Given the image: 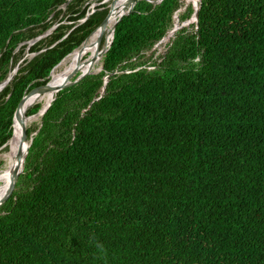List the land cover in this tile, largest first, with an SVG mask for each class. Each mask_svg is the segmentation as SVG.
<instances>
[{
	"label": "trees",
	"instance_id": "obj_1",
	"mask_svg": "<svg viewBox=\"0 0 264 264\" xmlns=\"http://www.w3.org/2000/svg\"><path fill=\"white\" fill-rule=\"evenodd\" d=\"M182 1L129 0L103 55L116 21L93 32L103 6L0 0V84L24 43L56 26L0 91V148L20 101L91 32L51 83L102 62L55 94L9 190L6 168L0 264H264V0H186L200 1L197 17L171 33L194 13L172 23ZM46 102L45 91L24 114ZM7 147L1 164L21 145Z\"/></svg>",
	"mask_w": 264,
	"mask_h": 264
},
{
	"label": "water",
	"instance_id": "obj_2",
	"mask_svg": "<svg viewBox=\"0 0 264 264\" xmlns=\"http://www.w3.org/2000/svg\"><path fill=\"white\" fill-rule=\"evenodd\" d=\"M137 1H146V2H148V3H150V4H152V5H157V4H159L162 0H155V1H153V0H137ZM137 1H136V2H137ZM200 1H201V0H200ZM200 1H199V2H196V3H191V5H192L193 8H194V13H193V15H192V18H191L190 20H188V21L183 22V23L180 24L179 26H174V27L172 28V30H171V33L175 32L176 30L180 29L181 27H183V26H185V25L187 26V25H188L189 23H191L194 19H196V17H197V12H198V9H199V7H200ZM136 2H135V3H136ZM135 3H134V5H135ZM134 5H133L129 10L124 11V12H121V13L118 14V16H117V18H116V22H115L114 26L112 27V29L110 30V32H111V38H110V41H109L108 44L106 45V48L102 49V53H103V55L107 52V50H108V48H109V46H110V44H111V42H112V38H113L114 29H115L116 24H117L118 21L122 18L123 15H125L126 13H128L129 11L132 10V8L134 7ZM64 6H65V5H64ZM110 15H111V14H110V11H109V12L107 13V16L105 17V19L101 22V24H100V25H99V26H98L93 32H95L96 30H100V31H102V30L104 29L105 25H106L107 20L110 18ZM93 32H91V33L86 37V39H87V38H88ZM101 34H102V33H101ZM101 34H99V37H98L97 42H96L97 44L101 41ZM164 39H165V37H164L163 39H161V40L159 41V43H162V42L164 41ZM104 44H105V42H104ZM103 46H104V45H103ZM64 58H65V57H64ZM64 58H63V59H64ZM63 59H62V60H63ZM62 60H61L56 66H58V65L62 62ZM56 66H55V67H56ZM55 67H54V68H55ZM54 68H53V69H54ZM53 69H52V70H53ZM52 70H51V72H52ZM101 70H102V66L99 68L98 73H99ZM51 72H50L48 78L50 77ZM89 75H92V74H91V73H88V72H85V73H82V74L78 75V76L75 77L72 81H70V82L64 84L63 86L57 88V92H59V91H61V90H64V89H66V88H68V87H70V86H72V85L78 83V82L81 81L83 78H85L86 76H89ZM109 76H110V75L108 74L107 76H105V77L103 78L104 83L107 82ZM8 81H9V78H8L7 80H5L4 83H2V84L0 85V90L3 89V87L8 83ZM48 83H49V81L46 83L45 86H43V87L40 88L39 90H37V91H35V92H33V93L27 95L26 97H24V98L20 101V103H19V105H18V108H17V110H16V113H15V115H14L13 124H17L18 130H19V136H18V139H17L16 147H17L18 145H21V148H20V150H19V152H18V154H17V157H15V164L13 165V168H12V169H13V170H12V173H13V174H11L12 176H11V178H10V180H9L8 185H7V190H9V189L14 185L15 181L17 180V178H18V176H19V174H20V165H21V162H22V159H23V156H24V152H25V150L30 146V144H31V142H32V136L36 135V133H37V131H38V129H37L33 134H31L30 138H29L28 141H27V140H26V134H25V130H26V129H25V127H24V119H25V118H33V117H42L43 114H44V113L47 111V109L50 107L51 102H52L54 99H53L50 103H48V104L44 107V109H40L37 113H35V114L31 115V116H25V115L23 116V115H20V107H21L23 101H24L26 98H28V97H30V96H39L40 94H42L43 92H45V91L48 89V88H47ZM34 105H35V104H31V105L28 107V109H29L30 107L34 106ZM28 109H27V110H28ZM13 139H14V132L12 133V136H11V138L8 140V142L5 143L0 149H2L3 147H6L9 143L13 142ZM1 198H2V195L0 196V201H1Z\"/></svg>",
	"mask_w": 264,
	"mask_h": 264
},
{
	"label": "rangeland",
	"instance_id": "obj_3",
	"mask_svg": "<svg viewBox=\"0 0 264 264\" xmlns=\"http://www.w3.org/2000/svg\"><path fill=\"white\" fill-rule=\"evenodd\" d=\"M185 1L186 0H183L182 1V4H181V7L175 12V14H174V16H173V20H172V23H173V21H178V23H179V16H181V15H183L184 13H185V11L187 10V8L188 7H190L191 6V3H189V4H186L185 3ZM138 2V1H137ZM111 3L110 2H107L106 0H85V2L84 3H82V6H83V8H87L88 9V14H87V16L88 15H90V14H92L95 10H100V8L99 7H101V6H103L108 12L110 11V5ZM127 4V2H125V0L124 1H122L121 3H119L114 9H112L111 11H110V14H111V17H112V14L115 12V10L118 8V6L120 5V7H123L124 8V6ZM87 6V7H86ZM126 8H128V6H125ZM84 21V19H80L76 24L78 25V24H80V23H82ZM58 23V22H57ZM66 22L65 21H63V22H61L60 24H65ZM180 25V24H179ZM56 26H53V27H51V28H49L47 31H45V32H43L42 34H39L38 36H36L34 39H32V40H29V41H27V42H25L24 44H27V47H26V49H25V51L23 52V54L21 55V57H20V59H19V62H18V64L15 66V68H14V70L8 75V77L6 78V80L9 78V81L12 79V77L16 74V72H17V70L21 67V66H23L24 65V63H26V62H28L29 60H31L35 55H37L38 53H35V52H33V53H31L30 51H29V48H30V46H32L34 43H36V42H38V41H40V40H43L44 38H46L48 35H50V33L52 32V30L55 28ZM107 34V33H106ZM106 34H105V36H104V38L102 39V41L100 42V47H99V50H102L103 49V45H104V41L106 40ZM86 40V39H85ZM84 40V41H85ZM83 41V42H84ZM83 42L81 43V45L83 44ZM166 44H167V42H162V43H158V44H156L150 51H148L147 53H145L144 54V56H145V58L144 59H146V58H151L152 60H155V59H157L159 56H161L163 53H164V51H165V47H166ZM80 45V46H81ZM79 46V47H80ZM79 47H77V48H75L73 51H75V50H77ZM72 51V52H73ZM71 52V53H72ZM71 53H69L68 55H70ZM67 55V56H68ZM67 56H65V58L67 57ZM64 58V59H65ZM101 58L103 59V56H101ZM100 66H102V62H101V64H100ZM49 79H50V77H49ZM5 81V80H4ZM4 81L2 82V83H4ZM9 81H8V83H9ZM1 83V84H2ZM7 83V84H8ZM0 84V85H1ZM6 84V85H7ZM5 85V86H6ZM4 86V87H5ZM3 87V88H4ZM1 91V90H0ZM31 108V107H30ZM29 108V109H30ZM27 112V111H26ZM26 112H25V116H27L26 115ZM27 119H29V118H27ZM39 123H40V117H36V119L35 120H32L30 123H29V126L26 128V131L28 130V131H31V130H34V129H37V127L39 126ZM16 127H17V125H16ZM26 131H25V134H26ZM8 149V147L6 146V147H3L2 149H0V153H3V152H5L6 150ZM0 164H1V162H0Z\"/></svg>",
	"mask_w": 264,
	"mask_h": 264
},
{
	"label": "bare ground",
	"instance_id": "obj_4",
	"mask_svg": "<svg viewBox=\"0 0 264 264\" xmlns=\"http://www.w3.org/2000/svg\"><path fill=\"white\" fill-rule=\"evenodd\" d=\"M107 2H110L111 4V6H110V11L112 10V9H114L119 3H121L122 1H124V0H106ZM129 0H125V2H128ZM137 1V0H136ZM153 1H155V0H153ZM124 11H127L126 9H124L123 7H120V5L118 6V8L115 10V12H114V14H112V17L111 18H109L107 21L108 22H113L114 20H116V18H117V16H118V14L119 13H121V12H124ZM116 22V21H115ZM106 25H107V22H106ZM106 25H105V27H106ZM105 27H104V29H105ZM103 29V30H104ZM102 30V31H103ZM74 53H75V51H74ZM69 56V55H68ZM65 59H63L62 60V62L64 61ZM61 62V63H62ZM60 63V64H61ZM60 64L56 67V69L60 66ZM80 65H82L80 62H79V60L77 61V64H76V66H74L73 68H71L70 70H68V72H66L64 75H62V76H60V77H57L55 80H54V82H52L51 83V78L53 77V74H54V72L52 73V75H50V79H49V83H48V85H47V90H46V93H47V95H48V102H46V104L41 108V109H44V107L48 104V103H50L54 98H55V94H57V88H59V87H61V86H63L64 84H66V83H68V82H70V81H68L67 79H65L66 77H68V76H70V75H73V74H75L77 71H75V70H78L81 66ZM55 69V70H56ZM54 70V71H55ZM53 71V70H52ZM12 72V71H11ZM98 72H96V73H91V74H97ZM44 93V92H43ZM42 93V94H43ZM42 94H40L39 96H32L26 103H24V104H22L21 105V107H20V115H25L24 114V111H25V109H27L31 104H36V103H38L40 100H41V95ZM35 117H33V118H29V119H27V118H25L24 119V127L26 126V123H27V121H30V120H32V119H34ZM38 118V117H37ZM15 125H17V124H15ZM18 136H19V130H18V127H17V130L14 132V138H15V141H16V143H17V139H18ZM19 150H20V148H16L15 150H14V152H13V156H12V158L10 159V160H8V162H7V164H0L2 167H1V174H0V196L2 195V182H3V180L5 179V177H6V175H5V173H6V168L9 166V164L12 162V166L15 164V157H17V154H18V152H19ZM15 155V156H14ZM6 158V155H5V153H0V161L1 160H3V159H5ZM11 166V167H12Z\"/></svg>",
	"mask_w": 264,
	"mask_h": 264
}]
</instances>
